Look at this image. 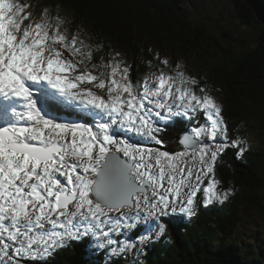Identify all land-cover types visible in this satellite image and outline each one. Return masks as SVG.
<instances>
[{"label":"rangeland","instance_id":"374dc122","mask_svg":"<svg viewBox=\"0 0 264 264\" xmlns=\"http://www.w3.org/2000/svg\"><path fill=\"white\" fill-rule=\"evenodd\" d=\"M15 1L0 0V78L14 86L8 100L14 112L0 110V123L10 129L2 133L0 128V264H34L74 237L88 246L83 250L89 256L98 255L97 251L105 256L99 264H109L121 254L124 257L119 264H143L138 260L146 243L151 245L169 226H176L178 218H170L171 214L193 210L198 196L203 203L223 199L213 167L229 143L222 102L211 96L206 81L221 61L219 45L235 50L242 44V49L252 50L262 33L244 21L246 16L231 0H181L192 22L218 46L195 54L176 43L156 45L152 34L144 32L158 62L132 87L127 79L109 83L94 68L83 67L80 54L73 56L75 50L70 49L64 31L50 30L42 22L28 25ZM71 41L74 43L73 38ZM256 77L252 80L257 81ZM37 80L44 83L40 95L44 94L41 100L46 109L35 102L40 96ZM256 84L253 82L254 90ZM18 110L23 113L20 117ZM162 113L169 115L166 123L174 122L177 128L181 122L177 117L185 120L186 127L181 130H189L197 138L192 146L182 145L178 135H184L178 132L175 140L180 150L169 153L162 149L158 138L164 129ZM247 123L239 140L243 144L240 152L256 145L264 156V114L247 118ZM197 127L205 130L198 134ZM209 130H215V136ZM167 137L174 141L171 132ZM204 137V142H199ZM51 142L61 145L54 157L56 163L31 157L32 151H42L38 145L47 147ZM110 151L120 152L133 164L138 184L145 179L150 185L133 195L128 191L115 208L101 205L91 196L99 167H107ZM190 158L192 163L183 165ZM111 162L107 178L121 171L117 157L112 156ZM45 180L58 189L52 193L51 188L42 189ZM113 183L102 177L99 184ZM60 193L64 195L59 206ZM260 195L264 201V190ZM240 215L238 225L229 229L233 235H224L226 242L233 240L225 253L231 256L242 242L249 247L257 236L261 241L251 244L264 255V209L243 208ZM139 224L144 234L139 235Z\"/></svg>","mask_w":264,"mask_h":264},{"label":"trees","instance_id":"16d2710c","mask_svg":"<svg viewBox=\"0 0 264 264\" xmlns=\"http://www.w3.org/2000/svg\"><path fill=\"white\" fill-rule=\"evenodd\" d=\"M231 1L246 16L244 21L253 24L262 33L259 36L261 40L256 39L257 48L242 49V44L235 50L221 48L213 37L192 22L181 0L15 1L21 6L28 25L42 22L50 30L64 31L70 49L75 50L73 56L80 54L82 66L94 68L98 76L109 83L113 79L116 82L127 79L130 86L139 85L150 66L158 62L154 61L152 49L146 44L144 32L152 34L156 45L176 43L184 50L195 53L205 47L218 46L221 49V61L213 66L206 82L211 87V96L222 102L225 138L229 143L224 146L213 167L220 180L219 193L223 199L203 203L198 196L193 210L190 208L185 214H171L170 218H178L174 223L176 226H169L160 237L149 239L151 245L146 243V251L138 260L143 264H262L264 261L263 253L256 251L251 244L261 241L257 236L252 238L255 241L249 244L250 248L242 242V246L234 247L231 256L225 253L233 240L226 242L224 235H233L229 229L238 225L241 209H264L260 195L264 190L262 150L251 145L243 148L241 153L243 144L239 143L244 136L243 124L249 126L247 118L264 114V26L256 20L252 9L243 0ZM254 75H257V81L252 80ZM253 82H257L255 90ZM198 115L202 113L198 112ZM177 119L181 121L178 128L174 122L168 127L164 124V129L158 134L162 149L169 153L180 150L181 145L175 140V135L181 127H186L185 120L181 117ZM169 132L174 141L168 140ZM192 161V158L187 159L183 165ZM230 189L233 192L228 191ZM137 227L141 230L139 235L144 234L143 226L139 224ZM136 232L133 231L134 236ZM80 242V237H74L34 264H99L105 260V256L98 251V255L89 256L83 250L88 246ZM123 257V254L118 255L109 264H119Z\"/></svg>","mask_w":264,"mask_h":264},{"label":"water","instance_id":"95a60500","mask_svg":"<svg viewBox=\"0 0 264 264\" xmlns=\"http://www.w3.org/2000/svg\"><path fill=\"white\" fill-rule=\"evenodd\" d=\"M243 1L252 8L253 13H255L256 20H258V22H262L264 25V0H243ZM80 127L83 128L81 124H80ZM186 137H189L191 142L195 141V139H192V137H190L189 135H186ZM184 140H186V138ZM199 142H201V140H199ZM39 148L42 151L40 152L32 151V154L31 153L29 154H31L32 156L36 157L37 159L41 161H45L47 159L53 158V151L56 150L57 152H59L61 150V145H58V149L54 148L53 143L47 147L40 146ZM14 149L18 152H25L23 151V149H16L15 147ZM111 152L112 154L107 158V161H106L107 167L106 165L102 166L103 165L102 164L101 168L103 167L107 170L109 166H111L112 156H115L117 157V159H119V164L122 166L120 167L121 171H117L108 176V179L113 180L114 182L113 184L109 186H105V185L101 186L99 184L102 177H104L101 175V172H99L96 176V180L92 187L93 190H96L98 193L95 191V193L93 192V195L91 196L95 201H98L100 204L102 203L107 207L115 208L116 205H118L119 203H121V201L124 200L123 196L126 193L129 194L128 191H130V194L133 195L138 190L139 191H145V190H141L140 185L134 179L135 169L133 167V164L129 162L121 153L110 151V153ZM119 173H124L125 179L115 180L116 178H118ZM141 182L146 185L145 179H142ZM99 194L101 196H99ZM63 195L64 194L61 193L59 196H63Z\"/></svg>","mask_w":264,"mask_h":264},{"label":"bare ground","instance_id":"6f19581e","mask_svg":"<svg viewBox=\"0 0 264 264\" xmlns=\"http://www.w3.org/2000/svg\"><path fill=\"white\" fill-rule=\"evenodd\" d=\"M196 54V53H195ZM8 82H9V80H7V79H2L1 81H0V110H2V109H4V108H6L8 111L10 110V112H11V109H10V102L8 103V100L11 98V95H10V93L8 92V90L7 89H9L10 88V86H8V87H5V85H7L8 84ZM37 83H40V86L39 87H37V94H41L42 92H43V86H44V83H43V81L42 80H37L36 81ZM22 112L20 111V110H18V115H19V117L20 116H22ZM163 114V113H162ZM161 114V115H162ZM169 116V115H168ZM168 116L167 115H165V114H163V124H166V126H169V124H173V122H171V123H169L168 124V122L166 123V121L165 120H170V119H168ZM165 121V122H164ZM0 122H2V116H0ZM1 126H4L3 124H1ZM113 129H116L117 130V128L115 127V126H113ZM197 130H196V132L198 133V134H200V132L201 131H203V129L204 128H201V131H200V127H197L196 128ZM162 130V129H161ZM186 129H184V131L183 130H181L180 132L184 135V138H186V135H187V133L190 135V137H192V139H194V135L193 134H191V132L189 131V130H186ZM205 130V129H204ZM7 131H9V130H7V129H5V130H3V131H1L2 133H7ZM180 133V134H181ZM208 133H211V136H215V131L214 130H209L208 131ZM179 134V133H178ZM139 135V134H138ZM137 135V136H138ZM201 137V136H200ZM184 138H182V137H179V135H178V139H180V140H182L181 141V144L182 145H187L186 143H188V145L189 146H192L191 144V140L190 139H188V140H184ZM195 139H197L196 137H195ZM202 142L201 143H203L204 142V139L202 138V140H201ZM52 143V142H51ZM12 144H14V143H11L10 144V148H11V150L13 151V148H12ZM54 144V148H58V143L56 144V143H53ZM187 148V147H186ZM192 149V148H191ZM63 152V151H62ZM56 153H57V151H53V158H50L49 160H54V157L55 156H57L56 155ZM66 155V154H65ZM60 157V156H59ZM65 158V157H64ZM64 160V159H63ZM57 161V160H56ZM32 162V161H31ZM52 162H55V160L54 161H52ZM56 163V162H55ZM59 163H62V162H59ZM59 166V165H58ZM64 166V165H63ZM101 168V166L99 167V169ZM103 168V167H102ZM98 169L99 171L98 172H101V175L102 176H104L105 177V179L107 180L108 178L106 177L107 176V171H106V169L105 168H103V169ZM51 169V168H50ZM64 170V169H63ZM106 171V172H105ZM105 172V173H104ZM119 175H120V177L118 176V178H116L115 180H118V179H125V175H124V173H119ZM141 179V178H140ZM139 179V180H140ZM137 182V181H136ZM145 183H146V185L143 183V184H139L140 185V188H141V190L142 189H144V188H146V190H148V187H149V181H146L145 180ZM52 189V190H50L51 191V193L52 192H54L55 190H57L58 189V186L56 187V186H51L50 184H49V181H47V180H45V182H44V184H43V188L42 189ZM59 189H62V188H59ZM70 190V189H69ZM2 191V189H0V192ZM35 191V190H34ZM95 191L96 190H93V188H91V195H93V192L95 193ZM20 192V191H19ZM45 192V191H44ZM60 192V191H59ZM137 192V191H136ZM135 192V193H136ZM61 194V193H60ZM51 196V195H50ZM99 196H101L100 194H99ZM45 198V197H44ZM133 198V197H132ZM61 197L59 196V198H58V201H57V204L60 206V201H61ZM77 202V201H76ZM6 204V203H5ZM133 204V203H132ZM101 205H104V204H102L101 203ZM48 206V205H47ZM62 208V207H61ZM109 208H112V207H109ZM60 209V208H59ZM65 209V208H64ZM51 210V209H50ZM135 210V209H134ZM53 211V210H52ZM150 225V224H149ZM109 227V226H108ZM116 229V228H115ZM110 232V231H109ZM194 232V231H193ZM117 234V233H116ZM96 261V260H95Z\"/></svg>","mask_w":264,"mask_h":264}]
</instances>
